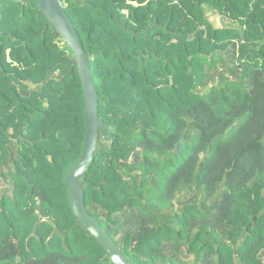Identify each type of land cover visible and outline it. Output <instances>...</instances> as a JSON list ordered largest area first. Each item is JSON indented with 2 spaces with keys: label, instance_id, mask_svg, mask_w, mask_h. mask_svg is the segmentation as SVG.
<instances>
[{
  "label": "trees",
  "instance_id": "16d2710c",
  "mask_svg": "<svg viewBox=\"0 0 264 264\" xmlns=\"http://www.w3.org/2000/svg\"><path fill=\"white\" fill-rule=\"evenodd\" d=\"M60 1L108 127L90 215L132 264H264V0ZM85 109L37 0H0V264H115L68 199Z\"/></svg>",
  "mask_w": 264,
  "mask_h": 264
},
{
  "label": "water",
  "instance_id": "95a60500",
  "mask_svg": "<svg viewBox=\"0 0 264 264\" xmlns=\"http://www.w3.org/2000/svg\"><path fill=\"white\" fill-rule=\"evenodd\" d=\"M37 2L49 18L53 28L62 35L74 52L75 64L78 67V72L85 91L86 139L84 150L81 160L68 173L66 178L68 185V199L71 208L76 217L107 250L109 260H112L115 264H132L124 256L121 248L115 243L113 238L99 224V222L90 215L85 205V191L82 185V179L93 161L94 153L99 141L100 128L108 129L107 125L100 119L98 113L99 97L93 82L90 54L86 52L67 10L60 0H37Z\"/></svg>",
  "mask_w": 264,
  "mask_h": 264
},
{
  "label": "rangeland",
  "instance_id": "374dc122",
  "mask_svg": "<svg viewBox=\"0 0 264 264\" xmlns=\"http://www.w3.org/2000/svg\"><path fill=\"white\" fill-rule=\"evenodd\" d=\"M217 18V17H216ZM226 24L225 26H230V22L228 21V19H225ZM218 25H221V22H217ZM232 26H238L237 24L233 23ZM247 119V115L243 116L242 118L238 119L225 133L221 134L212 144V147H216L217 144L221 141L227 140L234 132H236L240 125ZM6 183L3 181H1V186H0V191L3 188H6Z\"/></svg>",
  "mask_w": 264,
  "mask_h": 264
}]
</instances>
